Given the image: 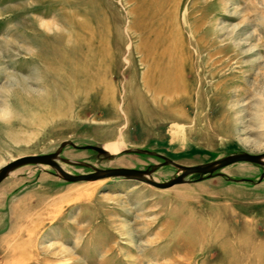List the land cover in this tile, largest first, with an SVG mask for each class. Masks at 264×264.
Wrapping results in <instances>:
<instances>
[{"label": "rangeland", "instance_id": "rangeland-1", "mask_svg": "<svg viewBox=\"0 0 264 264\" xmlns=\"http://www.w3.org/2000/svg\"><path fill=\"white\" fill-rule=\"evenodd\" d=\"M63 141L104 151L62 147L74 174L162 162L133 149L263 153L264 0H0V167ZM221 172L157 188L22 165L0 182V264H264V168Z\"/></svg>", "mask_w": 264, "mask_h": 264}, {"label": "water", "instance_id": "water-1", "mask_svg": "<svg viewBox=\"0 0 264 264\" xmlns=\"http://www.w3.org/2000/svg\"><path fill=\"white\" fill-rule=\"evenodd\" d=\"M65 145H71L73 147L81 148V149H91L99 154L104 153V151L98 145L87 144V145L77 146L73 144L71 141H63L60 144L59 149L55 152L46 153V154H36V155H24L17 157L9 161L8 163L4 164L3 166L0 167V182L5 177H7L11 171L26 164L49 165L54 170V174L56 176L69 182L95 180L100 177H123V178L141 181L157 188H168L175 184L187 182L188 176H196L192 180L198 181V180H203L205 178H210L215 175H224L221 172V170L227 167L228 165L237 162H248L259 165L264 168V152L259 154H252L245 151H237L226 154L222 157L216 158L209 162L195 164V165H182L174 162L173 160H171L170 158L164 155L158 154L153 151H149L146 149H133L127 151L155 155L162 158V162L158 164L150 165L145 169L127 168V167L93 168L91 172L74 174L63 169L62 166L58 163V160L60 158L59 150ZM162 165H171L175 167L177 169L176 175L171 177L167 181L160 182L154 180L151 177L152 172ZM263 176H264V172L260 176L259 181Z\"/></svg>", "mask_w": 264, "mask_h": 264}, {"label": "bare ground", "instance_id": "bare-ground-1", "mask_svg": "<svg viewBox=\"0 0 264 264\" xmlns=\"http://www.w3.org/2000/svg\"><path fill=\"white\" fill-rule=\"evenodd\" d=\"M146 2H147V1H146ZM162 3H163V2H162ZM162 3H161V5H162ZM153 4H154V3H153ZM146 7H147V6H146ZM135 8H136V7H135ZM143 9H144V8H143ZM141 11H142V10H141ZM145 12H146V11H145ZM72 15H73V14H72ZM146 19H147V18H146ZM140 20H141V19H140ZM146 30H147V29H146ZM153 41H154V39H153ZM154 42H155V41H154ZM156 42H157V41H156ZM163 42H165V41H163ZM151 50H152V49H151ZM151 50H150V51H151ZM96 51H97V50H96ZM146 51L150 52L149 50H146ZM150 53H151V52H150ZM150 53H148V54H150ZM98 54H99V53H98ZM103 55H105V54H103ZM148 56H149V55H148ZM97 57H98V55H97ZM146 58H147V56H146ZM157 58H158V57H157ZM155 59H156V58H155ZM156 61H157V60H156ZM154 62H155V61H154ZM156 64H157V63H156ZM156 64H155V65H156ZM163 65H164V64H163ZM157 66H159V65H157ZM160 67H161V66H160ZM160 67H159V70L161 69ZM168 67H169V66H167V68H168ZM100 68H101V67H100ZM163 68H164V67H163ZM101 69H102V68H101ZM155 69H156V68H155ZM157 69H158V68H157ZM168 69H169V68H168ZM98 70H99V69H98ZM163 70H164V69H163ZM99 71H100V70H99ZM165 71H166V70H165ZM166 72H167V71H166ZM85 73H86V72H85ZM158 73L162 74L160 71H159ZM164 73H165V72H164ZM164 73H163V74H164ZM167 73H168V72H167ZM156 75H158V74H156ZM164 75H165V74H164ZM164 75H163V77H164V80H165V76H164ZM166 75H167V74H166ZM168 75H169V73H168ZM92 76H93V75H92ZM92 76H91V77H92ZM96 76H97V75H96ZM161 76H162V75H161ZM153 77H154V76H153ZM92 78H93V77H92ZM94 78H95V77H94ZM97 78H98V77H97ZM157 78H158V76H157ZM95 79H96V78H95ZM97 80H99V79H97ZM102 80H104V78H103ZM160 80H161V79H160ZM165 81H166V80H165ZM89 82H90V81H89ZM152 82H153V81H152ZM152 82H151V83H152ZM162 82H163V81H162ZM98 83H99V82H98ZM158 83H159V82H158ZM154 85H156V84H154ZM178 85H180V84H178ZM81 86H82V85H81ZM78 87H80V86H78ZM82 87H83V86H82ZM153 87H155V86H153ZM158 87H159V86H158ZM156 88H157V87H156ZM149 89H150V88H149ZM154 89H155V88H154ZM164 89H166V88H163V90H164ZM178 89H179V88H178ZM158 90H159V89H158ZM176 90H177V89H176ZM166 91H167V90H166ZM166 91H165V92H166ZM172 92H174V91H172ZM172 92H171V93H172ZM168 93H169V92H168ZM32 155H36V154H32ZM16 158H17V157H16ZM14 159H15V158H14ZM100 178H102V177H100ZM97 179H98V178H97ZM15 262H16V261H15ZM64 263H66V262H62V264H64ZM58 264H60V263H58Z\"/></svg>", "mask_w": 264, "mask_h": 264}]
</instances>
